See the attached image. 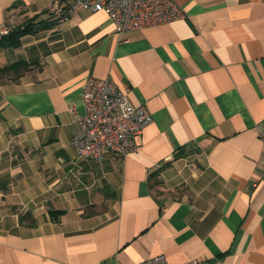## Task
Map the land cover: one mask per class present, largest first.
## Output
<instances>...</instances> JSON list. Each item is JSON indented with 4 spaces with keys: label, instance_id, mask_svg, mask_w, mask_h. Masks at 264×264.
Wrapping results in <instances>:
<instances>
[{
    "label": "crops",
    "instance_id": "1",
    "mask_svg": "<svg viewBox=\"0 0 264 264\" xmlns=\"http://www.w3.org/2000/svg\"><path fill=\"white\" fill-rule=\"evenodd\" d=\"M176 3L116 33L102 12L0 0V27H43L0 49L29 64L0 77V264H264V0ZM90 77L152 117L124 157L72 146Z\"/></svg>",
    "mask_w": 264,
    "mask_h": 264
},
{
    "label": "built area",
    "instance_id": "2",
    "mask_svg": "<svg viewBox=\"0 0 264 264\" xmlns=\"http://www.w3.org/2000/svg\"><path fill=\"white\" fill-rule=\"evenodd\" d=\"M77 8L106 14L116 33L167 24L184 15L176 0H52L49 14L63 22ZM8 30L0 27V35ZM82 103L84 113L77 116L78 130L71 141L81 158L101 161L106 155L126 156L136 150L138 138L152 122L144 106H133L128 101L127 90H119L108 79L88 78ZM70 110L75 112L74 107ZM256 133L264 142V127L257 125ZM138 264L168 263L164 255H157Z\"/></svg>",
    "mask_w": 264,
    "mask_h": 264
},
{
    "label": "trees",
    "instance_id": "3",
    "mask_svg": "<svg viewBox=\"0 0 264 264\" xmlns=\"http://www.w3.org/2000/svg\"><path fill=\"white\" fill-rule=\"evenodd\" d=\"M24 26L22 28H13L8 30L7 34L0 35V49L1 48H16L20 45V38L29 33H35L37 30L43 29V27ZM29 64L26 62H16L9 66H0V77L8 76L12 72L20 75L24 70L28 68Z\"/></svg>",
    "mask_w": 264,
    "mask_h": 264
}]
</instances>
